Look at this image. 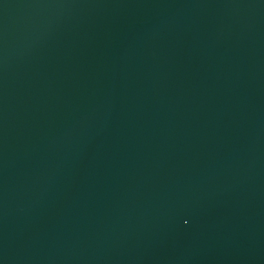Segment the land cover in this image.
I'll use <instances>...</instances> for the list:
<instances>
[{"label":"water","instance_id":"1","mask_svg":"<svg viewBox=\"0 0 264 264\" xmlns=\"http://www.w3.org/2000/svg\"><path fill=\"white\" fill-rule=\"evenodd\" d=\"M0 264H264V0H0Z\"/></svg>","mask_w":264,"mask_h":264}]
</instances>
